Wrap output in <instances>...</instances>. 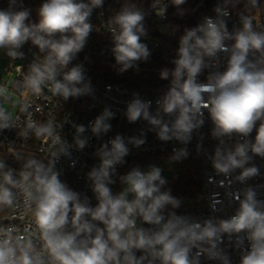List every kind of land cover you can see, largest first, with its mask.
<instances>
[{"label":"clouds","instance_id":"clouds-1","mask_svg":"<svg viewBox=\"0 0 264 264\" xmlns=\"http://www.w3.org/2000/svg\"><path fill=\"white\" fill-rule=\"evenodd\" d=\"M235 2L223 0L214 8L215 17H205L203 23L185 29L174 67L160 72L161 79L169 80V87L156 102V117L148 111L151 101L135 100L127 109L130 121L143 117L157 127L161 140L174 138L184 143L203 125L206 111L213 124L211 134L219 139L220 146L209 160L216 175L225 178L221 186L231 181L237 169L236 180L241 183L258 175L259 169L248 165L254 156L264 158V31H257L252 17L242 14V26L230 32L226 21L231 15L229 5L234 7ZM15 3L10 0L9 9L0 10V49L12 60L21 59L24 53L20 49L30 41L41 53L16 82L17 88H27L33 96L49 90L64 100L89 93L82 66L69 65L84 49L94 27L92 12L103 7L104 0H44L38 22L30 20L27 8L12 10ZM172 3L179 6L185 0ZM247 3L255 8L258 0ZM113 19L112 51L115 62L122 65L120 70L125 71L150 55L141 41L146 35L145 14L134 4H124ZM220 53L227 61L223 71L218 70ZM205 70L209 74L206 82H201L198 77ZM0 98L9 99L2 89ZM31 108L30 102L19 105L20 112L29 117L22 121L14 119L0 103V130L19 126L24 138L55 137L48 158L15 153L17 160L24 161L19 171L0 159V209H16L22 203L33 224L25 229L12 223L0 225V264H199V255L206 252L210 259L231 264L230 256L218 247L225 236L236 238L235 246L242 253L240 264H264V201L257 198L254 188H247L237 198L232 216L203 223L166 211L168 206L178 208L180 201L161 190L166 181L158 167L149 171L134 168L121 177L123 190L113 194L110 185L115 166L123 163L129 151L118 135L100 146V163L88 173L97 200L91 206L86 196L61 180L56 167L61 155H71L70 146L61 139L54 122L37 124L31 118ZM160 112L174 120L165 122ZM112 115L105 109L91 131L96 135L109 131L111 125L106 120ZM73 126L78 133L75 146L82 150L87 141L79 134L86 129ZM234 135L242 141L234 149L225 148L223 138ZM133 143L139 146L144 141L135 139ZM185 156L186 149L175 150L172 159Z\"/></svg>","mask_w":264,"mask_h":264},{"label":"built area","instance_id":"built-area-1","mask_svg":"<svg viewBox=\"0 0 264 264\" xmlns=\"http://www.w3.org/2000/svg\"><path fill=\"white\" fill-rule=\"evenodd\" d=\"M122 0H104L103 7L94 9L91 17L94 18L98 25L97 36H89L85 45L86 54L80 62L81 65L88 62L92 57L114 58L113 55V29L116 28L114 15L117 13ZM148 16L150 21H144L146 35L141 37L142 43L146 44L150 55L147 59L152 61L175 59L179 38L184 34L183 30L178 38L177 47H174L171 40L175 38L176 28L168 22L167 19V0H149ZM211 1L214 8L221 4L223 0H200ZM237 1V0H236ZM4 0H0V10L3 9ZM231 15L227 18L228 30L234 31L240 28V16L247 15L253 19V26L257 31H264V13L259 11L243 12L238 11L235 6L229 5ZM162 9H165L162 13ZM217 14L213 10L212 15L202 16L199 24L204 22L205 17H215ZM169 29L173 32L168 33ZM169 38V42L163 40ZM231 44V41L226 42ZM24 53L23 58L12 60L6 53V50L0 49V63L4 62V72H13V78L9 90L16 93L19 97V105L22 102H30L31 118L37 124L54 122L57 133L61 139L70 146V156L61 155L56 167L61 171V178L67 185L89 199L90 205L95 206L97 200L91 189V181L88 173L100 163L98 149L102 144L109 143L116 136H121L128 147V154L123 158V163L115 166V173L112 176L114 183L110 185L113 194L119 193L125 187L121 182V177L126 175L134 168L141 171H149L151 167L161 169V176L166 181L174 182L178 178L175 165L168 161L167 157L175 155V150L186 149L194 160V166L197 173L198 192L192 197H188L180 201L178 208L173 209L168 206L167 212H176L178 215H184L193 222L203 223L206 220L227 219L232 216L238 207L237 198H239L244 190L251 187L257 193V198L264 201V158L254 156L248 166H255L259 169V174L248 178L246 182H239L236 176L240 174L237 169L232 174V179L221 186L220 182L225 178L216 175L209 156L214 154L215 149L220 146L219 139L212 136L213 124L205 111V120L202 126L198 127L191 133L190 140L187 143L170 139L168 141L159 138V129L153 126L149 120L141 117L136 121H130L127 115L129 105L135 101L141 102L151 101V107L148 109L151 116L156 117L158 113L157 101L161 98L157 92L143 93L135 95L132 90L118 83H108L100 85L85 77V83L90 84L91 91L78 97H70L67 100L56 97L51 91L46 90L42 96H33L29 89L19 90L16 82L20 80L28 70V67L34 60L40 56L36 47L29 42L25 43L20 49ZM219 69L223 71L226 67V58L224 53H220ZM9 66L7 67V64ZM13 67V68H11ZM201 82H206V78ZM3 89L1 86L0 89ZM19 105L13 118L19 117L22 121H27L28 115L23 114L19 110ZM105 109L109 110L113 115L106 120L111 128L106 133L96 135L91 131V125L95 119L102 115ZM165 122L174 120V116L159 113ZM73 125H83L85 132L80 138L86 139V146L80 150L75 146V139L78 135ZM258 126V125H257ZM255 130L250 136L254 140ZM23 129L20 127H12L0 130V159L4 160L6 165L16 171L22 166L17 160L10 157L11 153L18 151H26L37 155L39 158H48L53 153L54 144L52 139L47 137L24 138ZM142 139L143 144L137 146L133 141ZM224 147L233 148L242 141L239 136L224 137ZM110 146V144H109ZM75 165L72 166V162ZM226 183V182H225ZM162 186V191L167 192L166 186ZM131 198V197H130ZM176 199V198H175ZM219 201V203H217ZM215 205V208L213 207ZM16 217V219H11ZM15 224L20 229L32 227V216L28 209L21 203L18 208L0 209V225ZM140 221H138V225ZM148 228L149 225H143ZM236 238L224 237L219 244V249L224 254L230 256L231 264H240L241 251L235 246ZM193 255L196 250L193 249ZM199 264H221L220 259H210L208 253L198 257Z\"/></svg>","mask_w":264,"mask_h":264},{"label":"trees","instance_id":"trees-1","mask_svg":"<svg viewBox=\"0 0 264 264\" xmlns=\"http://www.w3.org/2000/svg\"><path fill=\"white\" fill-rule=\"evenodd\" d=\"M44 0H16V3L12 10L18 11L22 8H27L30 10V20L32 22H37L36 19L33 17L32 12L35 8L41 6ZM124 4H134L137 8L141 9L145 14L144 21H150L151 19L148 16L149 6L151 2L149 0H122L119 7L117 8V12L120 11ZM21 5L23 7H21ZM10 7V0H4L3 9H9ZM99 9V8H96ZM236 9L238 11L243 12H251V11H259L264 13V0H258L257 7L249 8L247 0H237L236 1ZM214 10V4L211 1H200V0H185V3L182 5L176 6L172 3V0H167V19L170 24H172L176 28V35L171 43L174 47H177V41L179 38L180 33L187 29L195 27L199 24V20L202 16L212 15ZM90 22L93 24V31L90 33L89 36H97L98 34V25L93 17H90ZM164 41L169 42V38H163ZM31 44V42L29 41ZM37 51L39 49L36 47ZM41 55V53L39 52ZM86 54L85 47L84 49L79 52L75 59L72 61L73 65H81V61ZM95 62H91V61ZM91 61L84 63L82 66L83 74L87 78L91 79L93 82L98 83L100 85H105L108 83H118L123 86H126L132 90L135 95H141L143 93H150V92H157L160 98H162L169 87V80L161 79L157 73H160L161 70L168 68L171 69L174 67L173 61L174 59L168 60H144L141 59L139 61L134 62L132 67L128 68V72L131 70L140 71L141 74L133 75L132 73H124L120 76H116L115 74L108 73L106 71L101 70L99 67L89 63H108L110 67L121 68L122 65H119L115 62V59H108V58H99V57H92ZM207 70L204 71L202 75L198 77L199 80L205 78L207 75ZM22 154L25 158H31L34 155L33 153L26 152V151H18ZM15 153H11L10 157L17 160L15 157ZM174 156V155H173ZM173 156L167 157L168 161L172 162L175 165L177 170L178 178L174 181V184L169 187V193L172 197L176 198L177 200H182L188 197H192L197 194L198 190V180H197V173L194 166V160L190 154L187 156L179 159L174 160L172 159ZM18 163L22 166L23 160H17ZM61 178V177H60ZM62 180V178H61ZM63 181V180H62Z\"/></svg>","mask_w":264,"mask_h":264},{"label":"rangeland","instance_id":"rangeland-1","mask_svg":"<svg viewBox=\"0 0 264 264\" xmlns=\"http://www.w3.org/2000/svg\"><path fill=\"white\" fill-rule=\"evenodd\" d=\"M21 7H23V6L21 5ZM38 9H39V7L35 8L32 12L33 17L36 19L37 22H38ZM170 32L172 33L173 29H169L168 33H170ZM89 60L91 61V59H89ZM91 62H95V60L94 61L92 60ZM89 64L96 65L101 70L106 71L108 73L115 74L116 76H120L121 74H124V73H132L133 75L141 74L140 71H135V70H133V71L131 70V72H128L129 71L128 69L125 71H121L120 67L114 69L113 67H110L108 63H99L98 62V63H89ZM8 66H9V63L7 64V67ZM3 68H4V62L2 60L0 63V87L1 86L3 87V89L2 88L1 89L7 95V97L9 99L0 98V103H3L4 107H6L8 109V111L11 112L13 115L18 108L19 97L16 93L9 90V87L11 86L12 78L14 75L13 72H8V73L4 72ZM11 68H13V67H11ZM157 75L160 77V73H157ZM173 184H174V182H169L165 185L167 192L169 191V187H171Z\"/></svg>","mask_w":264,"mask_h":264},{"label":"water","instance_id":"water-1","mask_svg":"<svg viewBox=\"0 0 264 264\" xmlns=\"http://www.w3.org/2000/svg\"><path fill=\"white\" fill-rule=\"evenodd\" d=\"M136 255L139 256V255H141V253L137 252ZM145 264H148V262L146 261ZM156 264H159V262L157 261Z\"/></svg>","mask_w":264,"mask_h":264}]
</instances>
